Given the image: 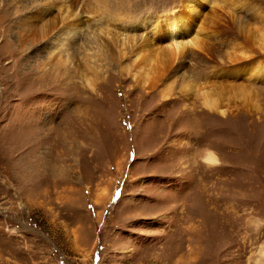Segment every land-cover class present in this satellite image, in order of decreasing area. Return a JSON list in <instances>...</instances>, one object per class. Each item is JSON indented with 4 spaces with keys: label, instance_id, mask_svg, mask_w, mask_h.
Returning <instances> with one entry per match:
<instances>
[{
    "label": "rangeland",
    "instance_id": "374dc122",
    "mask_svg": "<svg viewBox=\"0 0 264 264\" xmlns=\"http://www.w3.org/2000/svg\"><path fill=\"white\" fill-rule=\"evenodd\" d=\"M184 1L0 0V264H264V0Z\"/></svg>",
    "mask_w": 264,
    "mask_h": 264
},
{
    "label": "bare ground",
    "instance_id": "6f19581e",
    "mask_svg": "<svg viewBox=\"0 0 264 264\" xmlns=\"http://www.w3.org/2000/svg\"><path fill=\"white\" fill-rule=\"evenodd\" d=\"M47 1L49 4L51 2L54 3L56 1V3H54V5H56L57 1H61V0H47ZM200 1H207V0H185L184 1V3H183L184 8L187 12H189L188 14H190L191 18L198 14V12H199L198 6L200 5L199 4ZM36 5H38V4H36ZM38 7L40 8L39 5H38ZM59 8H61V7H59ZM59 10H61V9H59ZM185 18L186 17L183 16L181 13L180 14L177 12L170 13L169 16L162 18L160 20V22L152 28V32H151L152 37H149L150 39H145L144 41L139 43V45L136 48L134 46V48L131 50L135 55H137V59L135 61L136 68L138 67L137 69H139V71L144 72L143 78L145 80H147L148 82L153 81L156 74H158V73L160 74L161 72H163V69L165 68V66L168 63H170L171 61L176 60V58L178 56H180V54H182V52L187 47H190V46L192 47L193 45L197 44L196 36L192 35L193 31H191L190 20L185 19ZM66 19H68V16ZM66 24H68V23H66ZM79 27H80V20L74 19L73 22L71 21V23H69V25L67 26V29L70 31H73V32L75 31V34H77L76 31L78 30ZM248 32H250V31H248ZM46 33H47V31H46ZM40 36H41V34H40ZM155 36H158L157 39H155ZM252 38H253L254 43L257 44L259 48L264 49V32L254 33L252 35ZM123 44L124 43H122V45ZM249 44H250V42H249ZM93 45H94V42H93ZM243 47L244 46H242V48ZM107 51L104 50V53H106ZM232 52H234V51H232ZM112 55L108 52L105 54L106 57L108 56V59H109V57L112 59L111 62L108 61L109 64H111V63L113 64L114 57ZM123 56H125V55H123ZM191 83H193V82H191ZM182 85H184V84H182ZM203 85H205V84H203ZM185 86L188 89L194 90V86L192 87V85H185ZM195 87H196V85H195ZM181 90H184V89H181ZM201 90L203 91V97L205 99L204 102H205L207 108L219 111L220 109H219V106H218L216 99L213 98L214 96L213 95L211 96L209 91L205 90L204 88L203 89L201 88ZM211 92H212V90H211ZM207 161L213 165L217 164L216 158L211 153L208 155Z\"/></svg>",
    "mask_w": 264,
    "mask_h": 264
}]
</instances>
